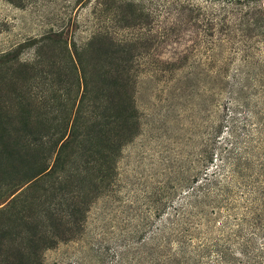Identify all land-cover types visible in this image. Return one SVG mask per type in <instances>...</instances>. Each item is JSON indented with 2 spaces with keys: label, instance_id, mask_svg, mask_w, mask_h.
<instances>
[{
  "label": "rangeland",
  "instance_id": "374dc122",
  "mask_svg": "<svg viewBox=\"0 0 264 264\" xmlns=\"http://www.w3.org/2000/svg\"><path fill=\"white\" fill-rule=\"evenodd\" d=\"M190 188V249L235 257L246 199L264 222V0H0V264H116Z\"/></svg>",
  "mask_w": 264,
  "mask_h": 264
},
{
  "label": "trees",
  "instance_id": "16d2710c",
  "mask_svg": "<svg viewBox=\"0 0 264 264\" xmlns=\"http://www.w3.org/2000/svg\"><path fill=\"white\" fill-rule=\"evenodd\" d=\"M250 116L254 119L257 118L256 111H252ZM207 172L204 175L206 182L209 181V178L206 179V177H209ZM243 179H245L244 182L247 180L245 177ZM191 191L193 189L190 188L182 193L181 196L183 198L179 203H172L173 206L170 208L174 214L176 213L175 219H173L171 214L169 216V213H165L164 217H169L161 225L160 231L155 237L148 239L144 244L141 241L142 245L130 248L126 255H124L125 250L118 257V261H115L116 264H208L204 262L208 251L201 248L197 250L190 249L186 241L189 233L185 228V221L187 220L186 205L189 198H191V194L188 195ZM203 196L205 195L203 194ZM246 200L243 208L244 216L241 219V228L236 231L238 235H235L241 241L240 247L234 253L235 257H232L225 248L221 251L212 252L211 255L215 258L214 264H235L236 262L237 264H264V222H262L260 210L252 207L256 199L248 198ZM255 238L259 241L258 247H256ZM174 244L176 249L172 248ZM152 247H154L153 251ZM129 254L130 256L128 257Z\"/></svg>",
  "mask_w": 264,
  "mask_h": 264
}]
</instances>
